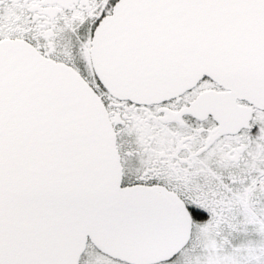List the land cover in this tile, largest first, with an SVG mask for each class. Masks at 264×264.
I'll list each match as a JSON object with an SVG mask.
<instances>
[{"label": "snow or ice", "instance_id": "snow-or-ice-1", "mask_svg": "<svg viewBox=\"0 0 264 264\" xmlns=\"http://www.w3.org/2000/svg\"><path fill=\"white\" fill-rule=\"evenodd\" d=\"M0 264H264V0H0Z\"/></svg>", "mask_w": 264, "mask_h": 264}]
</instances>
